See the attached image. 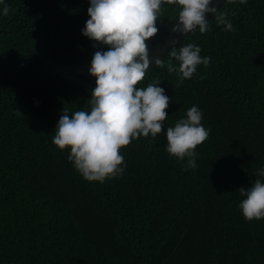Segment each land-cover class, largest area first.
<instances>
[{
    "label": "trees",
    "instance_id": "1",
    "mask_svg": "<svg viewBox=\"0 0 264 264\" xmlns=\"http://www.w3.org/2000/svg\"><path fill=\"white\" fill-rule=\"evenodd\" d=\"M10 9L3 15V7ZM90 0H0V264H264V219L240 203L264 170V0H230L195 44L210 64L179 84L163 68L170 98L156 138L121 150L123 174L89 182L52 139L63 110L89 111L91 90L60 68L107 51L84 36ZM157 27L181 9L163 6ZM95 45V47H94ZM198 107L209 138L195 169L167 151L166 130ZM20 112L21 114H18Z\"/></svg>",
    "mask_w": 264,
    "mask_h": 264
},
{
    "label": "clouds",
    "instance_id": "2",
    "mask_svg": "<svg viewBox=\"0 0 264 264\" xmlns=\"http://www.w3.org/2000/svg\"><path fill=\"white\" fill-rule=\"evenodd\" d=\"M165 3L181 9L173 33L187 35L197 28L206 33L209 13L225 26V31L234 30L226 19L227 13L218 11L213 0H90V19L82 33L108 50L96 51L91 61L89 71L96 79V87L91 90L90 110H78L71 115L63 110L52 139L59 150H70L69 161L86 181L103 183L122 175L126 164L121 150L134 139L149 135L156 138L163 132L170 98L158 78L146 87L139 85L151 64L156 68L165 66L158 57L150 59L146 43L159 31L157 21ZM2 11L7 16L10 9L5 5ZM170 43L169 56L179 62V67L169 61L168 72L178 76L177 86L191 79L199 65L210 64V58L202 57L197 45L183 44L177 48L178 41ZM202 118V111L192 106L185 119L166 130V151L181 161L187 158L185 170L197 167L196 149L210 136L211 130L202 125ZM256 175L264 177V170ZM239 192L246 197L240 203L245 220L264 219V181L255 179L250 188H241Z\"/></svg>",
    "mask_w": 264,
    "mask_h": 264
},
{
    "label": "water",
    "instance_id": "3",
    "mask_svg": "<svg viewBox=\"0 0 264 264\" xmlns=\"http://www.w3.org/2000/svg\"><path fill=\"white\" fill-rule=\"evenodd\" d=\"M229 1L230 0H219V2H217V0H213V6H216L218 8V11H221ZM178 13L166 23L158 26V33L149 41H146L149 48L150 59H155L158 57L161 60H164V58L168 56L172 51V46L170 43L171 41H178V43L175 45V47H178L195 33H188L187 35L173 33L172 28L175 26L179 19ZM214 17L215 16L211 13L207 14V22L209 23ZM197 31H199L198 28L196 32ZM90 67L91 64H81L71 69H68V67L64 66L60 68V73L63 77L68 78L71 81H76L82 85L95 88L96 79L95 77L90 75ZM155 67L156 66L154 63L151 64L147 72L152 71Z\"/></svg>",
    "mask_w": 264,
    "mask_h": 264
}]
</instances>
